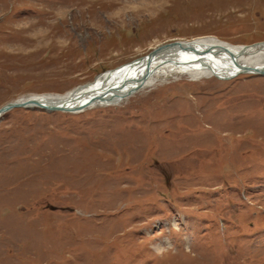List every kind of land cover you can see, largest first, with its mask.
I'll return each instance as SVG.
<instances>
[{
	"label": "rangeland",
	"instance_id": "1",
	"mask_svg": "<svg viewBox=\"0 0 264 264\" xmlns=\"http://www.w3.org/2000/svg\"><path fill=\"white\" fill-rule=\"evenodd\" d=\"M202 37L264 42V0H0V107ZM170 71L0 116V264H264V75Z\"/></svg>",
	"mask_w": 264,
	"mask_h": 264
},
{
	"label": "bare ground",
	"instance_id": "2",
	"mask_svg": "<svg viewBox=\"0 0 264 264\" xmlns=\"http://www.w3.org/2000/svg\"><path fill=\"white\" fill-rule=\"evenodd\" d=\"M194 41L193 45L197 53H190L181 48H171L158 53L149 60L144 55L104 72L88 84L79 86L63 96L35 97L43 98L50 104L63 103L74 106L85 102L92 95L104 94L108 97L92 105H106L119 102L128 95V91L133 89L132 92H134L139 84H142L141 87L152 85L160 73L170 70L190 75L198 73L219 79H229L243 67L264 69L263 42L250 46H234L206 37L195 38Z\"/></svg>",
	"mask_w": 264,
	"mask_h": 264
},
{
	"label": "water",
	"instance_id": "3",
	"mask_svg": "<svg viewBox=\"0 0 264 264\" xmlns=\"http://www.w3.org/2000/svg\"><path fill=\"white\" fill-rule=\"evenodd\" d=\"M171 48H177V49L181 48V49H184L185 51L190 52V53H193V52L197 53L198 52L197 49L195 48V46L193 45V42L172 41V42L157 46L156 48L152 49L145 57L147 60H149L151 57L157 55L158 53H160L164 50H167V49H171ZM241 73H255V74L264 75V69L243 67V69L239 72H236L235 75H238ZM141 85L142 84H139L135 88L136 89L135 92L137 91V89H139L141 87ZM132 91H133V89L128 91L127 94L130 95V94L134 93ZM107 97L108 96H106L104 94L92 95V96L88 97V99L85 102H83L81 104H76L74 106H71V105L68 106V105L63 104V103L62 104L61 103H51L50 104V103H47L46 100L43 98L28 97V98L21 99L18 101L9 102V103L3 105L2 107H0V116L3 113H5L9 110L15 109V108H34V107L43 109V110L48 111V112H52V111L79 112V111H81V110H83L89 106H93L92 104L97 103L98 101H102ZM125 97H127V95Z\"/></svg>",
	"mask_w": 264,
	"mask_h": 264
}]
</instances>
